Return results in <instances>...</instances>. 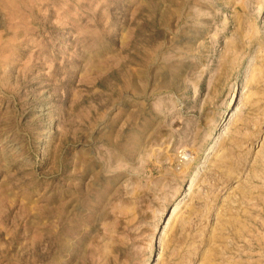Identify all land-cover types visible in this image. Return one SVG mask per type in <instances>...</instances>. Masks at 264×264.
Wrapping results in <instances>:
<instances>
[{
	"label": "rangeland",
	"instance_id": "obj_1",
	"mask_svg": "<svg viewBox=\"0 0 264 264\" xmlns=\"http://www.w3.org/2000/svg\"><path fill=\"white\" fill-rule=\"evenodd\" d=\"M0 264H264V0H0Z\"/></svg>",
	"mask_w": 264,
	"mask_h": 264
},
{
	"label": "bare ground",
	"instance_id": "obj_2",
	"mask_svg": "<svg viewBox=\"0 0 264 264\" xmlns=\"http://www.w3.org/2000/svg\"><path fill=\"white\" fill-rule=\"evenodd\" d=\"M189 189H192L191 185H190ZM176 211H177V210H176ZM175 217H176V216H175ZM172 220H173V219H172ZM167 222L170 223L171 220H168ZM172 222H173V221H172ZM168 229H169V228H168V224H167V225L165 226V230H164V231L167 232Z\"/></svg>",
	"mask_w": 264,
	"mask_h": 264
}]
</instances>
